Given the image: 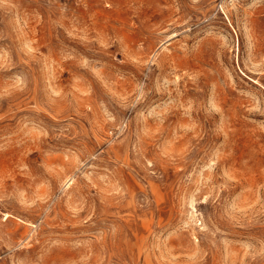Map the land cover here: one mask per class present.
<instances>
[{"label": "rangeland", "instance_id": "obj_1", "mask_svg": "<svg viewBox=\"0 0 264 264\" xmlns=\"http://www.w3.org/2000/svg\"><path fill=\"white\" fill-rule=\"evenodd\" d=\"M0 264H264V0H0Z\"/></svg>", "mask_w": 264, "mask_h": 264}]
</instances>
